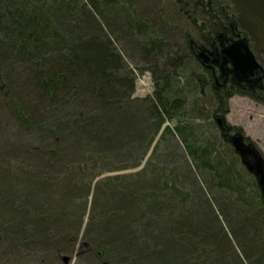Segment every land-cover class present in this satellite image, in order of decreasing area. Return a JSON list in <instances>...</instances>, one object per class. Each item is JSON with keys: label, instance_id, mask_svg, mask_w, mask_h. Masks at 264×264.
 I'll return each mask as SVG.
<instances>
[{"label": "trees", "instance_id": "1", "mask_svg": "<svg viewBox=\"0 0 264 264\" xmlns=\"http://www.w3.org/2000/svg\"><path fill=\"white\" fill-rule=\"evenodd\" d=\"M204 1L0 0V264L71 253L90 195L79 258L264 264V194L212 130L245 93L211 76L201 95L187 33L206 16L198 38L210 48L236 25L264 66V0ZM133 64L151 72L152 95L135 96ZM261 87L249 96L264 104ZM168 135L193 165L173 149L155 160ZM202 170L227 195L200 185Z\"/></svg>", "mask_w": 264, "mask_h": 264}, {"label": "rangeland", "instance_id": "2", "mask_svg": "<svg viewBox=\"0 0 264 264\" xmlns=\"http://www.w3.org/2000/svg\"><path fill=\"white\" fill-rule=\"evenodd\" d=\"M171 1H173V0H163V3L164 4L169 3V2L171 3ZM215 1H216L215 5H216V7H218V9L223 8V7L226 8L227 4L229 5V0H215ZM204 2L207 3L208 0H205ZM129 3H130V1H129ZM209 4H210V7L213 6L212 0L209 2ZM203 17L204 16H200V15L197 16V19L194 22L196 25L193 23L192 29L187 30V33H189V36H190L189 38L192 41V43L195 45H198V46H203L202 43L199 41V38H198V32L200 31V25H202V22H203V27H204L206 34H207V30H208V24H207L208 22L206 20V16H205V18H203ZM200 21H202V22H200ZM238 30L240 32L244 33V30H242L241 28H238ZM258 52L261 53L262 51L258 50ZM194 56L197 59L196 53H194ZM261 57L264 60V53L263 54L261 53ZM197 61L199 63L197 66L194 67V69L191 73H192L195 81L197 80V81H199V82L201 81L203 83L200 85L201 86L200 90L202 92L201 95L203 97H207V96H210V92L213 91V88L211 87V85H212L211 82L213 80L210 78L212 75L211 69L205 68L198 59H197ZM259 62L263 65L262 61H259ZM143 67L144 66H140L138 68L134 64L132 66L129 65V68L133 70V74L135 75V83H136L135 96L140 97V98L150 96L154 92V83L152 80L151 72L148 70H144L145 67L144 68ZM263 80H264V78H263ZM219 82L221 83L222 80ZM213 83H215V82L213 81ZM215 85H216V90H219L222 88L221 86L218 85V83H216ZM225 107L228 109L226 111V113H223L220 111L219 113L218 112L215 113V116L216 115L224 116L226 124L232 129V131H234V132L240 131L245 136V138H248L250 140V142H252L260 150L261 154L264 156V104H261V103L255 101L253 98H251L248 95L235 94V95L230 97V99L228 100ZM213 122H214L215 127H213V129H212V125H209V128H211L213 130L214 135L216 137H218V139L220 140L221 143L224 144L223 146H225V148L228 147L229 145L231 147H233L231 142L229 140L225 139L226 136L224 137L222 135L223 132L221 131L220 127L217 125L215 117H214ZM174 125H175V122H173V123L166 122L164 126H169L170 128H173ZM13 131H15V130H13ZM231 133H233V132H231ZM5 139L6 140L10 139L11 141L12 140L14 141L16 138L11 139L9 136H6ZM224 141H225V143H224ZM226 141L229 142V145ZM179 144L181 146H179ZM171 149H173V156H174L173 160L176 162V164L178 166L181 167L182 164L184 163L185 159H187L189 161V163L193 165L190 157H188L187 155H184V152H185L184 147H182V144L176 135L175 136L168 135L162 141L161 152H160L158 158L155 160L157 162H159V161L161 162L162 160L165 161L166 158L164 157V154H166V152L168 150H171ZM233 149H234V147H233ZM236 154L238 156L240 166L242 168H245L244 164L241 161L240 155L238 153H236ZM190 167L193 171V167L191 165H190ZM140 169H141V167L135 168V169H130L128 171H120L118 173H112V174L132 173V172H136ZM249 174H251V173H249ZM195 179L197 180V182H199L200 185L203 184L202 182H208L212 186L213 191L211 193L213 195L217 196L219 193H221V195H227V193L224 190H220L218 188H215L216 179L213 176V173H211L209 170H202L200 173H196ZM190 183H192V181H190ZM185 188H186V190L193 192V186H191V184L187 183V185H185ZM81 201H82V199H81ZM75 203L77 205H79L81 202H80V200H76ZM91 203H92V196L90 195L89 199H88V203H87L86 215L84 216V225L81 229L80 235H79L74 247L72 248L73 250L71 253L61 254V256L58 260L50 259V258L45 256L44 259H41L40 261L35 262V261H32V259H30V258H26V261H23L22 264H65L64 259H63L65 256L71 257L70 261L66 264H95L94 259H91L88 256H85L83 258H79L80 250L83 248V246H85L84 240H83V232H84V229L86 227V223L88 221V214H89L90 209H91ZM216 213H217V211H216ZM221 221H222V218H221Z\"/></svg>", "mask_w": 264, "mask_h": 264}, {"label": "water", "instance_id": "3", "mask_svg": "<svg viewBox=\"0 0 264 264\" xmlns=\"http://www.w3.org/2000/svg\"><path fill=\"white\" fill-rule=\"evenodd\" d=\"M236 28V25L233 26ZM233 31H235L233 29ZM238 39L230 42L226 48H215L209 50L205 47H198L197 59L205 68L213 71L218 68L221 76H225L224 69L228 64L232 65V72L241 82H252L258 84L263 81L264 68L256 59L254 52L250 47L248 37L245 34L237 33ZM225 33L218 35V39L222 40ZM224 73V74H223ZM223 74V75H222ZM218 81V85L222 86ZM215 120L221 131L231 142L235 151L240 155L241 161L246 169L255 176L257 185L264 194V157L253 143H247L244 135L239 131L233 135L229 134L230 127L226 124L225 117L216 115ZM64 263H68L70 256H65Z\"/></svg>", "mask_w": 264, "mask_h": 264}, {"label": "flooded vegetation", "instance_id": "4", "mask_svg": "<svg viewBox=\"0 0 264 264\" xmlns=\"http://www.w3.org/2000/svg\"><path fill=\"white\" fill-rule=\"evenodd\" d=\"M237 38H238V36H237L236 31H232L230 33H225V37L221 40L220 49H222L223 47L226 48L230 42H233ZM191 48L196 51L198 46L192 43ZM216 48H219V47H216ZM231 69H232L231 64H228L227 66H225V69H224L225 76L223 75L224 73L222 74L223 76H221V72H219L218 68H216L215 71L211 70V74H212L211 76L213 77L214 82L218 83L219 80H223L224 84L222 85V87L227 92H229L231 86L234 83H236L235 85L238 87V90L242 91L240 93H245V94H238V95H248L249 96V93H255L258 90L257 87L255 88V86H257V85L253 84L252 82H250V83L241 82L237 78H235V75L232 72H230ZM262 84H264V80H263ZM244 89H247V90H244ZM233 95H235V94H233ZM230 132L235 133L232 130H230Z\"/></svg>", "mask_w": 264, "mask_h": 264}]
</instances>
